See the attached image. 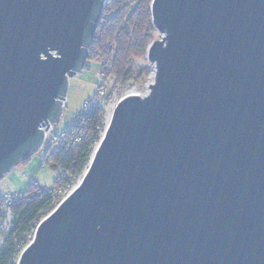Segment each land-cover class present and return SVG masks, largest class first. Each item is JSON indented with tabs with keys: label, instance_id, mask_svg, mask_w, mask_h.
Instances as JSON below:
<instances>
[{
	"label": "water",
	"instance_id": "water-1",
	"mask_svg": "<svg viewBox=\"0 0 264 264\" xmlns=\"http://www.w3.org/2000/svg\"><path fill=\"white\" fill-rule=\"evenodd\" d=\"M108 0H0V179L41 151ZM154 82L113 110L17 264H264V0H152Z\"/></svg>",
	"mask_w": 264,
	"mask_h": 264
},
{
	"label": "trees",
	"instance_id": "trees-1",
	"mask_svg": "<svg viewBox=\"0 0 264 264\" xmlns=\"http://www.w3.org/2000/svg\"><path fill=\"white\" fill-rule=\"evenodd\" d=\"M157 29L153 20L152 0H108L101 21L90 46L85 68L92 59L110 58L115 46L112 69L105 83L99 87L104 93L91 111L80 113L69 132L70 147L60 152L46 154V162L59 170L63 167L68 175H58L50 188L30 184L12 205L14 221L12 229L0 249V264H15L33 238L39 222L56 206V194L68 189L83 174L101 138L106 114V103L113 90L130 86L135 77V59L146 54L154 42ZM112 56V55H111ZM105 70L107 69L105 63ZM29 161V160H28ZM25 161L23 163H26ZM4 195H0V205Z\"/></svg>",
	"mask_w": 264,
	"mask_h": 264
},
{
	"label": "rangeland",
	"instance_id": "rangeland-1",
	"mask_svg": "<svg viewBox=\"0 0 264 264\" xmlns=\"http://www.w3.org/2000/svg\"><path fill=\"white\" fill-rule=\"evenodd\" d=\"M159 34L160 33L157 30L154 41L159 38ZM111 55L110 58L104 57L102 60H90L88 67L85 68L84 66L83 71L70 78L63 113L60 121L53 128L55 134H62L71 128V126L76 122L78 114L83 113L86 99L92 98L98 92H102V96L104 88L99 87V85L105 83L106 76L112 69L115 56V46H113ZM104 63L107 67L106 70L103 65ZM153 70L154 65L148 58V50L142 57L135 59V77L133 84L113 90L110 94L109 100L105 106L106 115L103 122L102 133L107 125L106 120L108 114L110 111L113 113L115 103L122 96L132 91L139 92L141 95H146L151 90L149 85L154 82V78L151 77ZM95 146H97V144ZM46 148L47 146H44V148L33 155L28 162L18 164L0 179V195H5L7 193L14 194L21 191L23 192L32 182L43 188H50L53 186L59 175V170L46 162V154H50L49 150H46ZM77 183L78 181H76L66 191H60L56 194V198L58 200L57 205Z\"/></svg>",
	"mask_w": 264,
	"mask_h": 264
},
{
	"label": "built area",
	"instance_id": "built-area-1",
	"mask_svg": "<svg viewBox=\"0 0 264 264\" xmlns=\"http://www.w3.org/2000/svg\"><path fill=\"white\" fill-rule=\"evenodd\" d=\"M101 93L98 92L92 98L85 100L83 113L91 111L97 104H99L100 98H101ZM130 93L140 94L139 92H135V91H132ZM127 94H129V93H127ZM127 94H125V95H127ZM124 96H122V97H124ZM119 100L115 103L114 108L116 107ZM65 104H66V100L64 101L63 105L65 106ZM114 108H113V110H114ZM54 126L55 125H50L47 130L45 129L46 125L42 127L45 130V139H44L43 148H44V146H47L46 150H49L50 154L60 152L64 148L70 147V145L72 143V141L70 140V137H69V132H71V130L69 132H63L62 134H55L54 129H53ZM101 134H103V133H101ZM94 150H95V148H94ZM94 150H93V152H94ZM59 173L63 177H66L68 175L67 170L64 169L63 167L59 168ZM82 176H83V174L76 180V181H78V183L82 179ZM30 184H36V183L32 182ZM61 191H66V189H62ZM21 192L14 193V194H11V193L5 194L3 197V201L0 205V249L4 245L6 238L8 237V234L10 233V231L12 229V223L14 221V214L12 211V205L15 203V201L17 200V198L21 194ZM17 263H18V259L15 260V264H17Z\"/></svg>",
	"mask_w": 264,
	"mask_h": 264
},
{
	"label": "bare ground",
	"instance_id": "bare-ground-1",
	"mask_svg": "<svg viewBox=\"0 0 264 264\" xmlns=\"http://www.w3.org/2000/svg\"><path fill=\"white\" fill-rule=\"evenodd\" d=\"M154 75H155V70H153L151 77L154 78ZM111 115H112V113H111V111H110V113L108 114L107 120H106V123H107V124L109 123V120H110V118H111Z\"/></svg>",
	"mask_w": 264,
	"mask_h": 264
}]
</instances>
